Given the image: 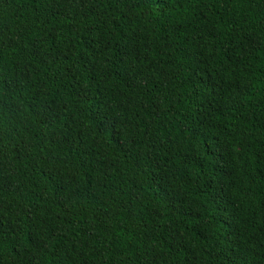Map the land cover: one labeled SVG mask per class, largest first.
<instances>
[{"label":"trees","instance_id":"1","mask_svg":"<svg viewBox=\"0 0 264 264\" xmlns=\"http://www.w3.org/2000/svg\"><path fill=\"white\" fill-rule=\"evenodd\" d=\"M0 264H264V0H0Z\"/></svg>","mask_w":264,"mask_h":264}]
</instances>
